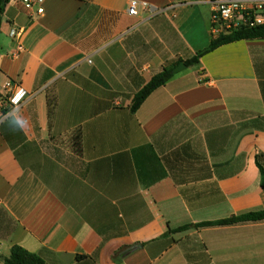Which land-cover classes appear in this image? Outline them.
<instances>
[{"label": "crops", "instance_id": "1", "mask_svg": "<svg viewBox=\"0 0 264 264\" xmlns=\"http://www.w3.org/2000/svg\"><path fill=\"white\" fill-rule=\"evenodd\" d=\"M10 0L0 32V264H264V38L206 54L217 0ZM11 31L19 32L15 38ZM25 88L6 107V84ZM264 166V161H262ZM191 225L184 231L177 229Z\"/></svg>", "mask_w": 264, "mask_h": 264}, {"label": "trees", "instance_id": "2", "mask_svg": "<svg viewBox=\"0 0 264 264\" xmlns=\"http://www.w3.org/2000/svg\"><path fill=\"white\" fill-rule=\"evenodd\" d=\"M9 2L10 0H0V32H1L2 15L4 14L6 5ZM257 38H264V25L251 29H239V30L231 31L230 33L223 34L217 38H214L204 50L197 52L196 55L187 59L185 61V64L188 67L197 65L200 63V59L203 56L216 50L217 48L223 45L238 42L241 40L257 39ZM175 67L176 65L173 67H166L161 73L155 75L141 91L135 94L133 98V104L131 106V110L133 112H136L141 107V105L150 96V94H152L156 89L165 85L174 76L172 71ZM262 161H264V155L258 152L256 155V163L260 170L261 184L262 187L264 188V166L262 164ZM261 221H264V210L248 212L217 221L204 222L196 226L197 227L233 226L242 223L261 222ZM190 227L191 225H186L177 229V231H184L189 229ZM5 264H46V263L37 254L29 252L21 246H14L11 250L10 257L5 259Z\"/></svg>", "mask_w": 264, "mask_h": 264}, {"label": "built area", "instance_id": "3", "mask_svg": "<svg viewBox=\"0 0 264 264\" xmlns=\"http://www.w3.org/2000/svg\"><path fill=\"white\" fill-rule=\"evenodd\" d=\"M28 6H38V13L44 12V0H22ZM151 5L141 0H130L128 14L138 16L141 10H148ZM264 25V0H217L211 16V29L215 38L239 29H251ZM17 38L20 33L11 31ZM6 107L15 110L21 107L29 96L28 91L11 82L6 84Z\"/></svg>", "mask_w": 264, "mask_h": 264}, {"label": "water", "instance_id": "4", "mask_svg": "<svg viewBox=\"0 0 264 264\" xmlns=\"http://www.w3.org/2000/svg\"><path fill=\"white\" fill-rule=\"evenodd\" d=\"M187 67L188 66L184 62H182L177 67H175L172 72H173V74H176V73H178V72H180L182 70L187 69Z\"/></svg>", "mask_w": 264, "mask_h": 264}]
</instances>
